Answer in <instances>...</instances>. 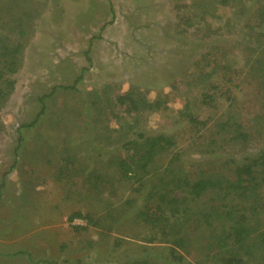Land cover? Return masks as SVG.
Instances as JSON below:
<instances>
[{"label":"rangeland","instance_id":"1","mask_svg":"<svg viewBox=\"0 0 264 264\" xmlns=\"http://www.w3.org/2000/svg\"><path fill=\"white\" fill-rule=\"evenodd\" d=\"M184 2L6 4L29 16L11 36L23 50L0 111V264H171L168 238L151 220L162 196L187 200L186 216H177L185 264L230 256L218 248L231 226L225 212L244 209L251 229L264 230V185L233 201L216 190L191 198L184 183L233 181L264 150V38L255 51L239 30L196 38L176 27L175 6ZM126 93L166 109L128 114L111 104ZM41 98L46 111L22 128L36 119ZM186 104L206 125L180 118ZM160 136L174 145L125 178L121 163L141 155L130 143ZM249 264H264V247Z\"/></svg>","mask_w":264,"mask_h":264},{"label":"trees","instance_id":"2","mask_svg":"<svg viewBox=\"0 0 264 264\" xmlns=\"http://www.w3.org/2000/svg\"><path fill=\"white\" fill-rule=\"evenodd\" d=\"M9 1L0 0V111L5 107L4 105L14 91L15 80L13 77L19 70L20 56L23 50L22 45L12 42L11 36H13L15 30L21 29L28 23L29 16L27 12L22 11V7L17 12H14L10 5H6ZM175 13L176 27H183V30L188 34L201 40L207 41L212 38L235 34L239 30L241 33H249L247 47L255 51L264 38V0H188V2L175 6ZM87 60L90 61L89 58ZM216 63L217 61L214 60V65H212L214 70L218 71L219 68L215 65ZM212 99L210 94H206V101ZM38 102L41 105V110L36 119L30 124L23 125L22 128L35 126L46 111L45 99L41 98ZM111 104L123 108L128 114L139 111L141 107L152 112H157L164 108V102L161 100L150 102L143 96L138 99L129 93L119 95L114 101H111ZM179 116L182 120L192 125H206L205 122H200L192 114L189 104H186L185 108L179 112ZM22 140L23 138L20 137L18 140L19 146ZM130 145H135V149L140 150L141 155L138 160L131 157L127 162L121 163L120 170L125 178L135 173V169H143L158 154L174 145V142L164 136L143 137L141 143L131 142ZM176 181L179 187V183L182 181ZM188 182V180H185L184 183L191 198L199 199L206 192L215 190L224 193V199L230 196H233V201L236 197L244 198L247 193L253 194L264 185V150L250 158L248 163L238 167L237 178L233 181L230 179L220 180L212 176L194 184ZM3 187L4 184L1 185V188ZM160 203L161 206L156 217H154L156 219L153 218L151 220L153 227L157 228L162 236L168 238L164 243L170 244V259L166 260H170L171 264H185V257L179 252V248L183 245V238L180 237L183 223L180 222L179 217L180 215L181 217L186 216L187 212L185 210V212L181 211V207L187 203V200H169L167 196H162ZM242 210L237 212L234 209V211L225 212L221 215L222 219H226L231 223L229 234L225 232L218 242V248L221 249V253L225 249L224 253L230 255L227 259H221L222 264H249L251 260L257 258V253L262 251V247H264V230L260 228L251 229L248 223L249 220L244 215L239 214ZM255 210L257 212V207ZM168 214L173 217V222H170ZM78 216L80 215L78 214ZM221 216L218 217L220 218ZM188 218H192V215H188L187 219L184 218V220L186 219L185 221L187 222ZM128 264L163 263L152 258L132 261Z\"/></svg>","mask_w":264,"mask_h":264}]
</instances>
